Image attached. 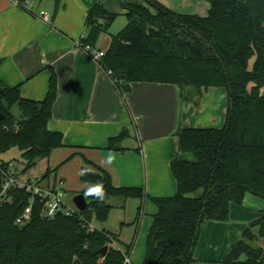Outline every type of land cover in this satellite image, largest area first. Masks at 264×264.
Instances as JSON below:
<instances>
[{"label":"trees","instance_id":"trees-1","mask_svg":"<svg viewBox=\"0 0 264 264\" xmlns=\"http://www.w3.org/2000/svg\"><path fill=\"white\" fill-rule=\"evenodd\" d=\"M54 1L57 12L63 0ZM142 1L145 5L122 4L128 23L112 37L101 61L124 83L115 86L122 96L134 83L176 85L183 101L197 104L210 88L228 91L222 128L178 129L179 152L192 154L195 161L173 160L176 195L153 199L158 212L143 264H193L205 221H230L232 205L242 206L248 194L264 200V0H209L205 17L176 13L157 0ZM108 16L114 15L102 4L88 12L87 37L81 44L97 47L109 29L110 24L102 22ZM57 96L54 71L41 102L22 98L20 86L0 87V156L16 148L28 170L64 147L63 134L49 129ZM14 106L21 111L19 117L12 114ZM127 135L124 130L110 139L108 149L124 151L120 144ZM9 165L2 162L0 169ZM88 166L81 170L87 188L80 192L88 207L80 217L44 221L36 202L32 221L20 227L15 222L29 205V196L20 193L14 205H0V264H126L143 215L145 191L116 187L107 171ZM3 183L0 175V193ZM98 186L101 193L93 191ZM112 200L140 202L130 223L136 227L130 243L105 227L90 229L94 221L110 220ZM257 227L259 236L253 234ZM262 239L264 217L249 225L222 264H264ZM104 247L109 248L106 256L100 254ZM243 255L246 260L240 261Z\"/></svg>","mask_w":264,"mask_h":264},{"label":"crops","instance_id":"crops-1","mask_svg":"<svg viewBox=\"0 0 264 264\" xmlns=\"http://www.w3.org/2000/svg\"><path fill=\"white\" fill-rule=\"evenodd\" d=\"M120 1L145 5L142 0ZM157 1L179 14L205 17L210 8L209 0ZM31 3L32 12L20 7L16 0H0V87L20 86L22 98L41 102L48 94L52 71L56 73L58 96L49 129L63 134L64 147L54 151L51 158L67 161L62 170L70 163L82 170L91 162L107 171L116 187L144 189L143 215L131 254V264H143L158 212L153 199L170 198L177 193L172 161H195L192 154L179 152L176 133L181 126L207 125L212 113L206 111L202 102L208 90L198 104L183 101L176 85L134 83L131 92L122 96L109 76L79 46L87 37L88 12L98 3L63 0L57 12L54 0ZM41 11L50 15L49 23L37 15ZM111 42L107 31L97 46L107 52ZM124 130L128 133L120 144L124 151L108 149L110 139ZM48 170L52 168L49 166ZM62 174H66L65 170ZM49 180L55 182L52 174ZM129 202L113 206L127 208ZM263 217L264 200L248 194L242 206L232 205L230 221H206L193 264H222L223 260L218 259L221 244L226 240L228 248H232L242 239V231ZM130 223L124 221L119 227L117 235L123 243L134 227ZM235 224L238 228H233ZM254 230L258 232L259 228ZM261 247L264 248V239Z\"/></svg>","mask_w":264,"mask_h":264},{"label":"rangeland","instance_id":"rangeland-1","mask_svg":"<svg viewBox=\"0 0 264 264\" xmlns=\"http://www.w3.org/2000/svg\"><path fill=\"white\" fill-rule=\"evenodd\" d=\"M90 1H95L98 4L101 3L102 5L104 4L103 3L104 1L105 3H107L109 9L112 11V13H114V16H115V20L109 26L108 32L111 38L121 33L128 23L123 7H122V4H121V1L120 0H117V1L115 0H90ZM123 1H127V0H123ZM202 105L206 108V111H209L210 113H212V115H210L208 121L206 122L207 125L200 126L199 128H203V127L204 128H207V127L221 128V126L223 127L226 121L225 119L227 118L228 107H229V98H228L227 89L216 88V87L208 89L207 93L205 94L203 98ZM12 114L15 117L20 116L21 111L18 106H14L12 108ZM185 154L189 155V153H185ZM57 159L58 158H56L55 156L52 157L51 160L41 159L38 161V164L35 167L27 170L24 160L22 158L21 151L15 148L9 151L8 153L0 156V163L9 162L11 164L12 170L15 171L17 176L21 177L22 179L37 178V177H42L44 175L46 176L47 170L50 166L52 170L50 171L48 170V171L52 172L51 173L52 182L55 181V174H58L57 182L58 184H60L61 181L63 182V189L66 194V201L68 202V204L73 206L74 198L77 195H79L80 192L84 191L87 188V186L83 181H81V174H80L81 169H79L78 167L76 168L74 163H70V165H67V167L63 169L66 172V174L63 175L62 168L66 165L65 163L67 161L65 162L62 159L60 162H56ZM120 203L121 201L119 200L111 201V204H115V205H118ZM138 204H140L139 201H130L128 203V207L127 208L124 207L125 209L124 208H120V209L114 208V210L112 211L110 215V220L107 223L102 224L97 221H94V223L90 224V229H92V227L93 229H95L96 227L98 229L100 228L102 229L103 227H105L107 228L108 231L114 234H118L119 227L122 222L127 221L129 223V222L134 221L136 217V209H137ZM135 228L136 227L134 226L133 229H131L130 234L126 237L127 238L126 243H130L133 240ZM233 228H238V224H235ZM247 228H245L242 231V234H244ZM253 234L256 236H259V231L257 232L256 230L253 229ZM200 238H201V233H200ZM200 238H199V242H200ZM221 238L225 239L226 237L222 234ZM262 240H260L259 245H261ZM199 242H198V245H199ZM237 242L238 240L235 243ZM233 247L228 248V245L226 244V240L221 244V248L219 250L220 257L218 259L221 258L223 260L222 263H224L228 259ZM245 260H246V256L243 255L240 258V261H245Z\"/></svg>","mask_w":264,"mask_h":264},{"label":"built area","instance_id":"built-area-1","mask_svg":"<svg viewBox=\"0 0 264 264\" xmlns=\"http://www.w3.org/2000/svg\"><path fill=\"white\" fill-rule=\"evenodd\" d=\"M16 3L32 12L31 0H27L25 3H20L16 0ZM45 22H50V15L41 11L37 14ZM82 50L94 60L98 66L105 72L107 76L112 80L114 85L124 84L122 81H117L113 78V73L110 70H105L101 65V61L105 58L107 52L91 46H84L79 44ZM0 175L4 179L2 191L0 193V205H14L17 200L18 194L25 193L29 196V205L25 208L24 212L16 219L15 224L23 227L29 224L33 218V210L35 203L39 202L40 215L44 221H54L58 217H80L81 211L75 206H71L66 201V194L64 192L62 182L60 184L53 185L49 179L45 177L22 179L18 177L16 172L12 170L11 164L3 169H0ZM94 230L93 227L91 229ZM126 264H131V257L126 258Z\"/></svg>","mask_w":264,"mask_h":264},{"label":"water","instance_id":"water-1","mask_svg":"<svg viewBox=\"0 0 264 264\" xmlns=\"http://www.w3.org/2000/svg\"><path fill=\"white\" fill-rule=\"evenodd\" d=\"M115 17L114 16H108L102 19V21L104 23L107 24H111L114 21ZM73 203L75 204V206L79 209V211L84 212L87 207H88V202L87 199L85 198V196L83 194H79L77 195L74 200ZM108 247H104L101 251L100 254L102 256H106L107 252H108Z\"/></svg>","mask_w":264,"mask_h":264},{"label":"clouds","instance_id":"clouds-1","mask_svg":"<svg viewBox=\"0 0 264 264\" xmlns=\"http://www.w3.org/2000/svg\"><path fill=\"white\" fill-rule=\"evenodd\" d=\"M93 191L96 192V193H101L102 189H101V187L98 186L95 189H93Z\"/></svg>","mask_w":264,"mask_h":264}]
</instances>
